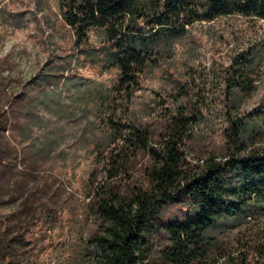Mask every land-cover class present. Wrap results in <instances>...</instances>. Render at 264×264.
<instances>
[{
	"label": "rangeland",
	"instance_id": "1",
	"mask_svg": "<svg viewBox=\"0 0 264 264\" xmlns=\"http://www.w3.org/2000/svg\"><path fill=\"white\" fill-rule=\"evenodd\" d=\"M61 15L59 0H0V154L18 151L14 158L3 157L6 165L0 166V230L23 235L9 264H103L92 238L98 219L87 180L92 171L103 178L94 150L108 149L106 117L120 71L111 60V43L99 31L90 32L87 47L73 48ZM186 29L169 58H148L131 119L124 115L122 128L135 120L160 134L175 103L170 92L183 83L180 100L195 115L184 143L192 165L263 155L264 50L254 59L249 54L261 49L264 21L233 13L194 21ZM250 62L254 88L238 96L231 87L233 72ZM239 118L259 121L262 133L253 147L235 151L228 133ZM147 161L145 154L137 156L136 177ZM238 171L228 168L225 177L239 184ZM251 198L256 205L250 215L232 224L224 217L211 231L215 245L203 264H233L242 255L247 264H264V187ZM187 211L177 199L161 207L144 249L152 264H162L160 251L169 244L164 224Z\"/></svg>",
	"mask_w": 264,
	"mask_h": 264
},
{
	"label": "trees",
	"instance_id": "2",
	"mask_svg": "<svg viewBox=\"0 0 264 264\" xmlns=\"http://www.w3.org/2000/svg\"><path fill=\"white\" fill-rule=\"evenodd\" d=\"M59 3L61 18L71 31L73 48L87 47L90 32L99 31L103 41L111 43L114 50L111 60L120 71L106 117L108 149L102 151L96 146L94 150L103 178L99 180L92 171L87 180L90 207L98 219L92 238L100 250L102 263L152 264L144 253L147 231L161 207L173 199L188 211L184 218L164 224L169 244L160 251L162 264L207 262L215 245L211 231L223 224L224 217L232 224L235 219L250 215L256 205L251 197L264 187V154L249 152L245 157L232 155L224 162L210 158L202 165H192L186 159L184 143L195 115L180 100L186 93L183 83H177L174 92H170L175 103L168 108L160 134L156 135L150 125L135 120L122 128L121 119L124 115L131 119L133 94L140 86V74L148 58H169L175 42L186 34V25L233 13L264 21V0H59ZM260 45L261 49L250 51V59L264 50V40ZM253 70L251 62L234 70L231 87L238 96L253 90ZM229 129L228 139L235 151L253 147L262 133L259 121L242 118L232 121ZM140 153L148 161L142 177H136L133 164ZM17 154L15 149L3 151L0 166L6 165L3 157L14 158ZM234 166L239 170V184L225 177L226 169ZM14 231L0 230V264L11 263L20 251L23 235ZM242 257L233 264H247Z\"/></svg>",
	"mask_w": 264,
	"mask_h": 264
}]
</instances>
